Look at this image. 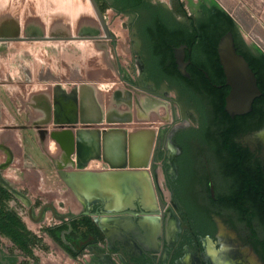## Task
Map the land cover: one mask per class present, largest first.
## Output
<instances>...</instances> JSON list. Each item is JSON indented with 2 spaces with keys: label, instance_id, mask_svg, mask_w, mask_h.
I'll use <instances>...</instances> for the list:
<instances>
[{
  "label": "flooded vegetation",
  "instance_id": "1",
  "mask_svg": "<svg viewBox=\"0 0 264 264\" xmlns=\"http://www.w3.org/2000/svg\"><path fill=\"white\" fill-rule=\"evenodd\" d=\"M96 2L104 19L110 11L129 18L127 28L139 45L137 61L143 65L142 80L131 81L128 75L125 79L117 56L114 68L120 79L144 95H134L136 114L133 106L124 114L114 105L113 115L102 119L145 122L150 116L156 120L158 114L153 113L164 109L162 120L169 121L157 134L150 132L152 143L148 135L139 138L144 133L135 136L137 155L143 160L138 165L149 169L127 176L124 171L104 172V195L85 198L86 208L108 198L105 210H130L135 186L133 216L103 218L121 229L99 221L105 251L117 254L120 264H264V42H249L236 25L241 36L234 38L237 52L254 72L262 95L249 113L232 116L226 110L232 87L218 54L221 38L216 53L196 47L205 8L210 9L214 0ZM96 24L99 31L83 38L107 40L115 49L113 34L105 39L99 18ZM189 35L195 37L193 47L185 42ZM142 99L161 107L147 112ZM46 210L52 212L50 207ZM82 218L95 221L92 215L60 221H70V226ZM101 260L112 262L110 256Z\"/></svg>",
  "mask_w": 264,
  "mask_h": 264
},
{
  "label": "rangeland",
  "instance_id": "2",
  "mask_svg": "<svg viewBox=\"0 0 264 264\" xmlns=\"http://www.w3.org/2000/svg\"><path fill=\"white\" fill-rule=\"evenodd\" d=\"M76 12L81 13L82 11L80 9L79 12ZM104 15L110 27V31L114 36V43L117 44V47L115 48L116 55L121 60V65L124 68V71H126V73H124V78L127 79L128 75L131 81L139 82L143 79V65L137 61L139 45L132 41L130 30L127 28L130 21L129 18H125L124 16L116 14L112 11ZM92 17L97 23L98 17L95 10L92 11ZM86 19L88 18L86 17ZM248 41L250 42L252 39L250 40L249 38ZM62 51H64V49H62ZM69 51H76V49H69ZM88 52L94 53L99 51L96 48H93L88 50ZM104 53L105 54L102 55L103 58H107L109 56L114 58V55L112 54L107 56L105 50ZM8 65V61H0V69H2V72H5L6 67L10 69L16 66ZM31 79V76L25 78V80H28L29 82ZM45 79L47 78L45 77ZM55 79L58 80V77H55ZM78 79L79 77L72 78V82H74V80L80 82L85 78L80 77V79ZM16 80L18 79L13 76L7 77L4 75L0 77V83L2 85H11ZM104 81H108L107 85L100 87L101 91L99 90L97 93L73 92L57 94L60 95V100H55V103L57 101L55 104L57 106L56 113L54 109V116H56V114L59 116L60 108H63L70 100L76 104L80 118L76 122L77 124H72L69 128L63 126L62 123H65L64 120L57 116V119L55 120L57 123L60 122L61 125H56V128L52 130V127L47 123V117L50 119L52 118V115L46 111H44V116L47 122L43 125L32 123V119L36 118L38 114L37 110L33 107L36 96L35 93L26 92L22 94H0L2 100H5L6 103L13 99L15 104H18V106L23 104L22 106L24 107V111H26L24 118L31 122L29 126V133L27 134L28 155L23 160L25 163L24 167L28 169V172L22 174L19 169L20 166H15L13 171L7 172L8 176H5V170L0 171L1 177L8 181L13 188V190H8L4 188L0 182V247L2 246V241H4V243L7 241L9 244L13 243L15 247L10 250V253L15 254V249L22 250L26 254L24 258L26 257L29 260L27 264L31 262H34L35 264H94L97 262L98 257H94L92 251L102 245L100 249L105 252L104 246H106V242L104 234L99 228V221L96 223V221L92 218V221H90L89 218H82L71 222V225L68 226L66 223H69L70 221H55L54 216L50 211H48L44 221H33L30 218V212L37 215V212H40L42 207L48 206V203L55 204L59 214L61 215L72 214L74 212L80 213L85 210L84 205L79 202V200L75 199L72 194V188L69 187L65 180L60 176V172H58V170H53L52 158L41 156L42 149L45 151L47 150L46 142L48 140H52L51 134L55 132L59 133V131L62 133L75 131L76 129H78L76 131H81L83 129H92V131H94L98 129L101 133H103L102 135H105L106 132L110 133V135L113 134V136L120 133V135L118 134V141L111 147L112 149H115L112 153L113 158L111 157L109 150H107L106 155H102L100 158L97 156L91 157L89 163L82 168L76 164V155L69 158L65 155V151H63L60 147V162L63 166L62 171L66 169L67 172L71 173L79 170L88 172L95 170H97L96 172L115 170L123 166L122 164L124 162H122V156L124 152L126 153V159L128 160H126V164L124 166L126 168L125 170L135 171L141 168H143V170H147L149 167L138 165L139 159H141L142 156H137L139 157L138 161L135 159L136 155H134V153H136V149L139 144L137 143L138 139H136L137 137L135 136L139 133H144L139 136V138H145V136L148 135L147 141L152 143L153 135H151L150 132L157 134V132L169 122L162 120L165 116L164 109L160 112L153 113L155 115L158 114L156 117L154 116L156 120L150 116V118L145 122H139V119H134V121L129 122L128 119H126L117 124L111 118L107 120L102 119L104 117L107 118L106 116L111 117V115H113V111L115 112L113 108L114 105L119 111H123L124 114L130 112V108L133 106L134 113L136 114L137 106L135 104L134 95H144L128 86L127 83L122 81L118 75L115 77L110 76L109 80L105 79ZM63 82L65 81L61 80V83ZM6 95L11 96V99H9L8 96L6 97ZM98 100H102L105 105V109L103 111L96 103ZM142 100H144V102L141 105L147 110V112L159 110L161 107L160 103L150 102L146 99ZM27 105L28 108H26ZM141 105L139 103V107L142 108ZM41 110L39 113H42ZM108 112L109 115L107 114ZM12 113L13 117H20L17 113V109L14 107ZM100 116H103L100 120L101 124H96L98 119H100ZM86 118L88 119V123L90 122L89 124L92 126H84V124H86L84 122ZM107 122L108 124H104ZM101 128L106 130L102 131L100 130ZM43 130L47 133L44 139V135H42ZM147 132H149V134ZM172 135L173 132H170L168 137ZM121 137L123 138V141H119ZM123 142L124 144H122ZM107 145L109 146V142ZM112 149H110V152ZM129 155L134 157L133 161L129 160ZM146 158L147 156H145V159ZM11 160L14 164L15 159L12 156ZM142 161L143 160L141 159L140 164H142ZM70 162H75V164L72 165ZM38 165L45 168V171H47L46 174L40 173ZM42 177H45L47 181H50L48 186H43ZM54 187L55 189L56 187H60L59 197L54 196L53 192L56 191L54 190ZM17 194H20L23 198L17 196ZM54 224H59L57 226H61V229L67 228L66 232H60V234L56 233L54 237L52 234L53 231L51 230L52 228H56ZM109 256L112 264H120V258L117 254L108 253V257Z\"/></svg>",
  "mask_w": 264,
  "mask_h": 264
},
{
  "label": "crops",
  "instance_id": "3",
  "mask_svg": "<svg viewBox=\"0 0 264 264\" xmlns=\"http://www.w3.org/2000/svg\"><path fill=\"white\" fill-rule=\"evenodd\" d=\"M192 2H197V0H187L189 4ZM213 4V6H219L232 18H235L238 25L235 24L247 40L250 38L252 41L264 42L262 40L264 39V0H214ZM80 9L81 13L79 12ZM93 10L94 6L90 0H0V61H8V66L16 65L10 69L6 67L5 72L0 69V77L5 75L18 79L11 85L0 83V94L35 93L33 107L38 114L36 118L32 119V123L43 125L47 122L44 116V111H46L52 115L50 119L47 117V123L52 127V130L55 129L58 125L55 120L58 114L54 116V109L56 113L57 106L55 100H60V95L57 94L97 93L101 89L100 87L107 85L108 81H104L105 79L109 80L110 76L115 77L118 75L114 68L117 55L111 43L107 40L83 38L99 31V27L92 17ZM74 48L76 51H69V49ZM93 48H96L100 53L88 52ZM104 50L107 56L112 54L114 58L112 56L103 58ZM29 76L32 78L30 82L25 80ZM55 77H58V80ZM76 77H79V79L84 77L85 79L80 82H77V80L72 82V78ZM61 80L65 82L61 83ZM8 97L11 99V96ZM96 103L102 111L105 109L102 100H98ZM22 105L18 106L13 99L6 103L0 96V171L5 170V176H8L7 172L13 171L15 166H20L19 169L22 174L28 172V169L24 167L23 160L28 155L27 134L31 122L24 118L26 111H24ZM13 107L17 109V113L20 115L19 118L13 117ZM26 108H28V105ZM40 110L42 113H39ZM58 117L64 120L65 123L62 124L66 128H69L74 122L76 123L78 120L76 119L77 107L75 102L70 100L63 108L61 107ZM100 120L101 116L96 124H101ZM84 122L86 123L84 126H92L89 124L90 122L88 123V119H85ZM114 122L119 124L123 121L115 119ZM104 124H108V122ZM104 128L100 130H106ZM76 130L72 131L75 138L76 134L80 132ZM82 131L91 132L92 129H83ZM97 131L100 132L98 129L92 132ZM84 138L88 147L93 149L97 136L86 134ZM115 139L113 137V140ZM46 147V151L42 149L41 156L51 157L53 170L61 172L63 166L60 162V145L54 140H48ZM11 156L15 159L14 164ZM39 165L38 170L40 173L46 174L45 168ZM3 166H7V168L3 170ZM63 171L67 172L66 169ZM96 171L91 172L101 173V175L108 172ZM42 180L43 186H48L50 181H47L45 177H42ZM54 190H56L53 192L54 196L59 197L60 187H56V189L54 187ZM72 194L84 206L87 205L85 198L74 191ZM48 205H52L57 214L59 213L55 204L48 203ZM43 208L40 209V212H37V215L32 213L30 218L33 221H44L50 210H46L44 214H41ZM77 213L79 212H74V214ZM55 218L54 216L55 221L59 220ZM54 225L56 228L51 230L60 234L61 226H57L59 224ZM13 247H15L13 243L9 244L7 241L5 243L2 241L0 264H27L29 260L26 257L24 258L26 254L22 250L15 249V254L10 253ZM101 247L102 245L92 251L94 257L99 258L94 264H112L100 259L101 256H105L106 259L108 257L107 244L104 246L105 248L103 247L106 250L105 252L101 251ZM29 264L35 263L31 262Z\"/></svg>",
  "mask_w": 264,
  "mask_h": 264
},
{
  "label": "water",
  "instance_id": "4",
  "mask_svg": "<svg viewBox=\"0 0 264 264\" xmlns=\"http://www.w3.org/2000/svg\"><path fill=\"white\" fill-rule=\"evenodd\" d=\"M96 10L97 16L100 20L102 29L105 34V39H111L112 34L110 32V29L99 9L98 3L96 0H90ZM234 22L237 24L238 22L235 20V18H232ZM238 25V24H237ZM90 39V38H89ZM92 39V38H91ZM218 54L221 60V64L223 66L225 75L227 77L228 85L232 87V91L230 95L227 98V106L226 110L232 115H244L249 113L252 110V105L253 102L256 98L260 97L262 95L260 88L258 86V80L252 71L251 67L249 66L248 62L246 59L238 54L236 46H235V41H234V35L232 32H228L226 35H224L219 44H218ZM61 125V123H57ZM77 123H73L75 125ZM64 125V124H63ZM72 125V124H71ZM46 131H42L43 139L45 138ZM89 134V135H96L97 138L95 139V147L93 149H90L88 147L87 141L84 138V135ZM103 133L101 132H85V131H80L76 134V138L73 135L72 131L69 132H60L57 133H52L51 134V139L56 141L60 147L62 148L63 151H65V155L67 157L71 158L72 156L76 155L77 156V161L76 164L78 166L85 167L89 161L91 156H97L100 158V156L106 155V151L109 150V153L111 157L113 156V150L112 145L115 144L120 135L118 133L117 135L111 134L113 137L116 139L113 140V137L110 135V133H105V135H102ZM123 137V136H122ZM119 141H123V138ZM103 138V140H102ZM47 139V138H46ZM45 139V140H46ZM109 142V146L107 145ZM124 144V142L122 143ZM109 147V149H108ZM110 149L111 152H110ZM125 149V148H124ZM136 155L137 161L139 154ZM128 157V155H127ZM113 158V157H112ZM133 156L129 155V160L133 161ZM126 153H123L122 156V162H124L121 168H117L115 170L108 171L114 172V171H120L125 174L130 175L132 171L134 170H125L126 168L124 167L126 164ZM128 161V160H127ZM135 161V160H134ZM72 165L75 164V162H70ZM7 168V166H3V170ZM136 171V170H135ZM133 173V172H132ZM60 176L65 180V182L69 185V187L72 188V190L78 189L77 183H80L81 186H83L85 189H87L89 192L93 194H99L102 195V189H101V173H94V172H88V171H83L79 170L77 172H60ZM0 182L2 186L8 190H13L11 187L10 183L3 179L0 175ZM132 191V201L131 203L127 206L130 207L129 209L122 208V210H115V211H107L105 208L108 205V198H103L102 201L96 202L93 204L92 207L86 208L84 206L85 210L81 213L77 214H70V215H64V216H59L57 212L53 209L52 205L44 206L42 209L41 214H44L45 210L50 207L52 210L53 215L58 218L59 220L63 219H76L81 215H92L95 218V221H100L102 224H106L111 226L113 229H121V226L117 223L113 224H107L106 222H103L104 217H130L131 215L133 216L134 211H132V208L135 207L134 205V200H135V195H136V189L135 186L131 187ZM17 196L22 197L20 194H17ZM23 198V197H22ZM99 207L96 212L93 214L90 212V209L94 207ZM126 209V210H125ZM126 211V212H125ZM32 212H30V215ZM32 216V215H31Z\"/></svg>",
  "mask_w": 264,
  "mask_h": 264
},
{
  "label": "trees",
  "instance_id": "5",
  "mask_svg": "<svg viewBox=\"0 0 264 264\" xmlns=\"http://www.w3.org/2000/svg\"><path fill=\"white\" fill-rule=\"evenodd\" d=\"M205 18L203 19V24L200 25L199 30L197 31V37L200 39V44L196 46L201 52L206 53H216V46L220 38L226 35L228 32H232L234 38L241 40L236 24L232 17L226 13L219 6H212L210 9L205 8ZM192 38H195L191 35L188 36L185 41L190 47H193ZM263 69V67H262ZM264 71V70H263ZM261 74V81L264 87V72ZM264 92V88H263ZM67 229V228H66ZM62 229L61 231H63ZM60 233V232H59ZM55 237L56 232H52Z\"/></svg>",
  "mask_w": 264,
  "mask_h": 264
},
{
  "label": "bare ground",
  "instance_id": "6",
  "mask_svg": "<svg viewBox=\"0 0 264 264\" xmlns=\"http://www.w3.org/2000/svg\"><path fill=\"white\" fill-rule=\"evenodd\" d=\"M102 176V179H101V189L103 188V186L105 185V183H106V179L104 178V176L103 175H101ZM125 176H127L126 174H125ZM77 185H78V189H75V190H73L75 193H77L79 196H81L82 198H87V196L89 197V198H96V197H102L103 195H99L98 193L97 194H93V193H91V192H89L87 189H85L83 186H81L80 185V183H77ZM108 185V184H107ZM103 190V189H102ZM88 200H91V199H88ZM86 201H87V199H86ZM171 224H170V226H171V229H174L175 227H174V223H173V220H171V222H170Z\"/></svg>",
  "mask_w": 264,
  "mask_h": 264
}]
</instances>
